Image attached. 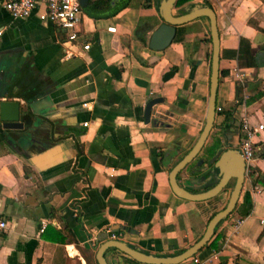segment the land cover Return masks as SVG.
Masks as SVG:
<instances>
[{
	"label": "crops",
	"instance_id": "crops-1",
	"mask_svg": "<svg viewBox=\"0 0 264 264\" xmlns=\"http://www.w3.org/2000/svg\"><path fill=\"white\" fill-rule=\"evenodd\" d=\"M209 1L220 39L222 111L208 137L222 130L237 146L241 131L230 121L244 114L256 123L264 114V0ZM158 2L130 0L97 19L83 13L80 35L72 42L55 22L39 16L43 6L14 18L0 0V99H16L31 114L37 141L28 145L18 138L23 129L0 127V213L8 220L0 236V264H90L105 239L102 233L111 238L109 229L143 252L174 255L193 244L226 204L228 198L214 207L215 196L194 201L171 189L170 168L205 122L212 44L209 20L199 16L183 23V40L149 47L151 33L163 21ZM241 35L254 48L256 66H240L223 54L237 48ZM23 77L39 80L45 92L25 101L19 96ZM157 96L162 100L152 105L146 122L145 103ZM254 141L251 166L264 173V130ZM193 160L179 172V182L194 191L214 184L216 178L199 174L206 163L199 169ZM263 230L264 186L246 176L234 210L195 254H214L207 264H264ZM105 256L109 264H134L117 248ZM178 264L194 263L190 256Z\"/></svg>",
	"mask_w": 264,
	"mask_h": 264
},
{
	"label": "water",
	"instance_id": "water-1",
	"mask_svg": "<svg viewBox=\"0 0 264 264\" xmlns=\"http://www.w3.org/2000/svg\"><path fill=\"white\" fill-rule=\"evenodd\" d=\"M176 0H159L158 11L162 17V22L151 33L148 45L154 49H162L166 47L176 33V26L186 23L199 16H206L209 20V35L212 44L211 49V69L209 95L207 99V110L204 125L190 149L170 168L169 183L172 191L178 196L188 200H205L216 196L231 180L234 179L232 189L230 191L226 204L216 210L208 219L203 234L189 247L174 255H154L146 253L137 247H133L119 238H108L107 233L103 232L101 238H105L97 247L95 252L98 264H109L105 253L110 248H117L126 253L133 259L147 264H178L186 258L192 256L202 248L210 239L214 232L216 224L223 218L227 217L236 205L243 181L246 177V162L236 146L227 145L218 151L212 158L213 165L210 172L217 170V177L214 184L202 190H190L182 185L178 180L179 172L191 162L203 147L211 128L214 125L217 86L219 79V52L220 39L217 27V18L215 10L212 6L204 2H193L184 5L183 12L174 13L173 8ZM82 6H85L87 0H80ZM161 97H152L147 100L143 110V117L146 122L149 121L151 107L153 104L160 102ZM27 115L29 119L22 120ZM31 114L21 110L20 102L16 99H0V127L23 129L20 133V139L30 145L35 142L33 138L32 128L35 126ZM27 123V124H26ZM41 140H38V142ZM37 142V141H36ZM35 142V143H36ZM45 142V141H44ZM203 159H198L197 164H201ZM205 176H201L204 179ZM198 181L197 178L194 179Z\"/></svg>",
	"mask_w": 264,
	"mask_h": 264
},
{
	"label": "built area",
	"instance_id": "built-area-1",
	"mask_svg": "<svg viewBox=\"0 0 264 264\" xmlns=\"http://www.w3.org/2000/svg\"><path fill=\"white\" fill-rule=\"evenodd\" d=\"M2 6L14 18H25L33 11H36L39 6H43V10L39 13V16L55 22L66 35V40L73 42L80 35L79 23L83 14L80 0H2ZM2 33L3 27H0V37ZM83 47L86 49L89 47V44L86 42L83 44ZM234 75L237 78H241L242 73L235 70ZM221 110L222 106L216 104L215 112ZM83 124L87 125L88 121H84ZM262 130H264V114L262 120L256 123L250 122L249 118L244 114L240 116L241 138L238 148L246 162L247 168L252 165L255 157L254 137ZM7 228L8 220L0 213V236ZM108 235L111 238H117V234L111 229H109ZM213 257L214 254L203 257L193 254L191 258L194 264H207L212 261Z\"/></svg>",
	"mask_w": 264,
	"mask_h": 264
},
{
	"label": "trees",
	"instance_id": "trees-1",
	"mask_svg": "<svg viewBox=\"0 0 264 264\" xmlns=\"http://www.w3.org/2000/svg\"><path fill=\"white\" fill-rule=\"evenodd\" d=\"M129 2L130 0H87V3L85 6L81 5V10L83 13L87 14L88 16L94 19H97V18H102V17H108V16L115 14L118 10H120L123 6H126ZM189 3H193V0H176L174 7L178 9V13H181L184 11L183 10L184 5L189 4ZM204 3H207L210 6H212L209 0H204ZM248 21L249 23H253L251 18H249ZM185 32H186L185 24L177 25L176 33L173 37V40L175 41L183 40ZM253 49L254 48L251 46L249 39L241 35L239 36V42H238L237 48L228 49L225 51L223 50V54H227L232 57H235L240 66H256L255 54L253 52ZM175 68L176 67L174 66L173 70H175ZM19 82L22 84V87H23V90L21 91L19 96L23 98L25 101H28L32 98L40 96L45 92L44 86L40 83L39 80L37 81L30 77H23L19 79ZM241 90H242L241 84L240 82L237 81L236 83L237 102H240L242 99ZM253 99H254V96L248 98L247 102H250ZM181 101L182 99L179 95L177 98V102L181 103ZM226 116L227 118L231 117V111H226ZM209 146L212 147V150H210V153L208 152L209 155H207V158H206L207 162H205L204 160L203 163L199 164L197 166L199 169L203 167L204 163H206L208 168L212 166L213 164L212 158L216 155L218 151L223 149L222 148L223 146H221V137H218V136L215 137V139H213V141L210 144H208L207 149ZM78 152L82 153L83 148L79 147ZM201 156H204V155H201ZM201 156L197 154L195 160H193V163H191V165H195V163ZM208 168H206L204 171H201L199 174H209ZM248 176L249 178H251V182L253 184H256L259 182L260 184L264 186V173H261L256 167L250 166V171L248 172ZM233 183H234V179H233ZM217 199H218L217 197H214L211 200H217ZM59 239H62L61 236ZM125 261L129 263H134V264H142L141 262L133 259L130 256H127ZM96 264H98L97 261H96Z\"/></svg>",
	"mask_w": 264,
	"mask_h": 264
},
{
	"label": "rangeland",
	"instance_id": "rangeland-1",
	"mask_svg": "<svg viewBox=\"0 0 264 264\" xmlns=\"http://www.w3.org/2000/svg\"><path fill=\"white\" fill-rule=\"evenodd\" d=\"M174 13H178V9L177 8H175L174 9ZM220 97H217L216 96V104H218V102H220ZM219 113H221V111H217L216 112V116L219 114ZM221 135V136H220ZM221 137V146H223L222 148H224V147H226L227 145H230V146H233L232 145V143L228 140V139H226V137H225V135L223 134V131L221 130H213L212 132H211V134H210V136L208 137V139H207V143H205L204 144V146L202 147V149H201V151H200V153H199V155L201 156V155H204V156H201V157H199V159H203V161L205 160V162H207V160H206V158H207V155H209L208 154V152L210 153V150H212V147H208V149H207V146H208V144H210L212 141H213V139H215V137ZM239 144V143H238ZM213 145H215V144H213ZM237 148L239 147V145H237L236 146ZM239 149V148H238ZM206 153V154H205ZM198 161V160H197ZM257 168V167H256ZM250 171V166L246 169V176H248V172ZM249 177V176H248ZM249 179H251V178H249ZM232 184H233V179H231L228 183H227V185L223 188V189H226V192H225V194H224V196H223V198L221 199V198H218L217 199V204L214 206V207H220V206H222L225 202H226V200H227V198H228V195H229V188L230 187H232ZM213 209L214 208H212L210 211H213ZM216 210V209H215ZM91 264H96V260H92V263Z\"/></svg>",
	"mask_w": 264,
	"mask_h": 264
},
{
	"label": "flooded vegetation",
	"instance_id": "flooded-vegetation-1",
	"mask_svg": "<svg viewBox=\"0 0 264 264\" xmlns=\"http://www.w3.org/2000/svg\"><path fill=\"white\" fill-rule=\"evenodd\" d=\"M230 124L232 125V127H233V129L235 128L237 131H238V133L240 134V119L239 118H236V117H234L233 118V120H231L230 121ZM224 135H225V137H226V139H227V134L226 133H223ZM213 165V164H212ZM212 167V166H211ZM210 167V168H211ZM210 168H208V172H209V174H202V176L204 175V176H211V177H213V178H216L217 177V170H215L214 169V171L213 172H210ZM216 181V180H215ZM221 192V191H220ZM219 192V193H220ZM218 193V194H219ZM218 194L215 196V197H217L218 196Z\"/></svg>",
	"mask_w": 264,
	"mask_h": 264
}]
</instances>
